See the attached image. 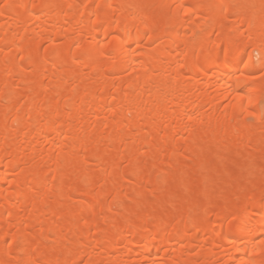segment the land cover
<instances>
[{"label": "bare ground", "instance_id": "bare-ground-1", "mask_svg": "<svg viewBox=\"0 0 264 264\" xmlns=\"http://www.w3.org/2000/svg\"><path fill=\"white\" fill-rule=\"evenodd\" d=\"M0 264H264V0H0Z\"/></svg>", "mask_w": 264, "mask_h": 264}]
</instances>
